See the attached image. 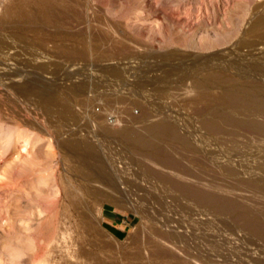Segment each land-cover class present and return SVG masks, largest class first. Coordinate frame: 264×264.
Returning a JSON list of instances; mask_svg holds the SVG:
<instances>
[{
    "label": "rangeland",
    "instance_id": "obj_1",
    "mask_svg": "<svg viewBox=\"0 0 264 264\" xmlns=\"http://www.w3.org/2000/svg\"><path fill=\"white\" fill-rule=\"evenodd\" d=\"M261 4L264 0H0V264H14L13 242L34 240L32 233L49 198L56 203L50 205L53 213L71 217L69 245L78 264H264V240L243 226L250 212V216L264 213V132L236 122H226L216 132L203 125L214 110L225 107L212 104L205 90L214 93L222 87L249 93L248 101L252 100L244 108L225 110L230 109L236 119L264 122V110L257 108L264 104V42L255 50L251 45L264 30ZM43 5L56 15L32 28L36 23L17 22L20 14ZM243 40L245 45L234 49ZM14 63L23 67L21 76ZM250 88L256 91L249 92ZM51 92L58 93L56 99L47 98ZM108 115L121 124L110 123ZM146 115L152 120L172 117L185 138L174 144L176 157L182 160L176 172L133 151L117 137L100 133L93 140L90 135L101 126L120 133L129 117L149 122ZM22 134L31 137L27 150L19 142ZM78 137L91 139L97 148L103 146L100 156L79 158L78 151L70 150ZM182 163L189 166H184L187 172ZM164 169L174 171L176 179L185 177L206 189L215 181L217 188L211 190L241 199L252 205L251 211L241 221L235 217L237 211L202 206L152 172ZM200 174L205 177L200 179ZM97 187L101 195L96 194ZM76 195L83 205L77 204ZM111 209L125 218L120 228L104 219L103 212L108 216ZM165 240L172 248L160 257L156 251Z\"/></svg>",
    "mask_w": 264,
    "mask_h": 264
},
{
    "label": "bare ground",
    "instance_id": "obj_2",
    "mask_svg": "<svg viewBox=\"0 0 264 264\" xmlns=\"http://www.w3.org/2000/svg\"><path fill=\"white\" fill-rule=\"evenodd\" d=\"M48 2V1H47ZM261 2H262V0H261ZM49 3V2H48ZM51 3V2H50ZM52 4V3H51ZM261 5H264V4H261ZM77 6V5H76ZM257 6V5H256ZM74 8V7H73ZM261 9L263 8V7H260ZM260 8H258V10H260ZM53 9V8H52ZM80 9V8H79ZM78 9V10H79ZM62 10V9H61ZM258 10H257V12H258ZM137 11V10H136ZM117 12V11H116ZM260 12V11H259ZM262 12V11H261ZM81 13V12H80ZM261 14V13H260ZM56 14L54 13V12H52V10L47 6V5H43V6H40L39 8H34V9H31L30 11H25L24 13H22V14H20L19 15V17H18V19H17V22L19 23V24H22L23 22H28V25H30L29 24V22H33V23H36V22H42L43 23V20L46 18V17H53V16H55ZM84 15V14H83ZM262 16H264V14L262 15ZM79 17H80V15H79ZM64 20V19H63ZM62 20V21H63ZM250 20V19H249ZM252 22V21H251ZM262 24H263V28H264V19L262 20ZM15 23V22H14ZM110 23V22H109ZM250 23V22H249ZM37 24V23H36ZM36 24H34V25H32L31 26V28L32 27H36V26H38V24L36 25ZM72 24V23H71ZM256 24H258V22L256 23ZM256 24H254V25H256ZM8 25V24H7ZM55 25H56V23H55ZM60 25V24H59ZM73 25V24H72ZM250 25V24H249ZM251 25H252V23H251ZM260 25V24H259ZM21 26H23V25H21ZM26 26V25H25ZM46 27V26H45ZM252 27V26H251ZM27 29V28H26ZM53 29V28H52ZM55 29V28H54ZM67 29V28H66ZM29 30V29H28ZM38 30V29H37ZM79 30V29H78ZM223 31V30H222ZM251 31V30H250ZM53 32V31H52ZM65 33V32H64ZM67 33V32H66ZM85 33V32H84ZM261 33V34H260ZM259 33V37H258V35H257V37L259 38V39H257V40H253L254 42L251 44L252 45V48H254V50H255V48H257L258 46H259V44L260 43H262V42H264V30L262 31V32H260ZM69 34V33H68ZM74 34V33H73ZM72 34V35H73ZM251 34V33H250ZM255 34V33H254ZM43 35V34H42ZM56 35V34H55ZM57 35H58V32H57ZM254 36V35H253ZM69 37H72V36H69ZM74 37V36H73ZM121 37V36H120ZM98 38V37H97ZM13 39V38H12ZM30 39V38H29ZM174 40V39H173ZM2 41H4V40H2ZM15 41V40H14ZM13 41V42H14ZM246 42H247V40H245ZM244 42V40L243 41H238V43H236V45H235V47H234V49H238L237 47H240L241 45H245V42ZM248 42H252V40L251 41H248ZM249 44V43H248ZM89 45V44H88ZM250 45V44H249ZM263 46V45H262ZM28 47V46H27ZM7 48H8V46H7ZM127 48V47H126ZM4 49V48H3ZM240 49V48H239ZM243 49V48H242ZM245 49V48H244ZM5 50H7V49H5ZM109 50V49H108ZM257 50V49H256ZM259 50V49H258ZM16 51V50H15ZM82 51V50H81ZM229 51V50H228ZM68 52H70V53H74L75 52V50H73V49H70V50H68ZM68 52H66V53H68ZM9 53V52H8ZM16 53V52H15ZM82 54H83V51H82ZM71 55V54H70ZM228 55V54H227ZM251 55V54H250ZM32 56V55H31ZM30 57V56H29ZM12 58V57H11ZM263 58V57H262ZM50 59V58H49ZM56 60V59H55ZM197 60V59H196ZM183 61V60H182ZM26 62V61H25ZM55 62V61H54ZM179 62V61H178ZM42 64V63H41ZM163 65V64H162ZM186 65V64H185ZM4 67V66H3ZM8 67V66H7ZM13 67H14V71L18 74V75H20L21 76V74H22V66H20L19 64H17V63H14L13 64ZM145 67V66H144ZM60 68V67H59ZM115 68V67H114ZM225 68V67H224ZM1 69V68H0ZM2 70H4V69H2ZM8 70V69H7ZM31 70H33V69H31ZM163 70H165V69H163ZM228 70V69H227ZM134 71V70H133ZM4 72V71H3ZM214 72V71H213ZM212 72V73H213ZM216 72H218V71H216ZM216 72H214V74L216 73ZM246 72V71H245ZM25 73V72H24ZM151 73V72H150ZM198 73V72H197ZM211 73V74H212ZM101 74V73H100ZM209 74V73H208ZM211 74H209V75H211ZM218 74V73H217ZM220 74H223V73H219V75ZM225 74V73H224ZM1 75V74H0ZM37 75V74H36ZM103 75V74H102ZM193 75V74H192ZM207 75V74H206ZM209 75H208V77H209ZM213 75V74H212ZM211 75V76H212ZM1 76H3V74L1 75ZM0 76V77H1ZM8 77H9V75H7ZM6 76V77H7ZM11 76V75H10ZM184 76V75H183ZM187 76V75H186ZM224 76V75H223ZM229 77H230V75H228ZM7 77V78H8ZM56 77V76H55ZM125 77V76H124ZM188 77V76H187ZM214 78H219V79H222L221 77H218V76H213ZM226 77V76H225ZM228 77V78H229ZM5 78V77H4ZM17 78V77H16ZM64 78V77H63ZM210 78V77H209ZM227 78V77H226ZM12 79V78H11ZM133 79V78H132ZM188 79V78H187ZM190 79V78H189ZM2 80V79H1ZM4 80H6V79H4ZM16 80H18V79H16ZM20 80V79H19ZM193 80V79H192ZM208 80L209 79H207L206 81L208 82ZM215 80V79H214ZM231 80V79H230ZM10 81V80H9ZM8 81V82H9ZM14 82H15V80H13ZM111 81V80H110ZM176 81V80H175ZM188 81V80H187ZM190 81H191V79H190ZM210 81V80H209ZM217 81V80H216ZM219 81V80H218ZM222 81H223V79H222ZM224 81H226V80H224ZM251 81V80H250ZM31 82V81H30ZM118 82V81H117ZM120 82V81H119ZM139 82V81H138ZM193 83H194V81H192ZM180 83V82H179ZM191 82H189V84H190ZM196 83H198V82H196ZM201 83V82H200ZM211 83H214V82H211ZM225 83V82H224ZM226 83H229L228 81H226ZM20 84V83H19ZM24 84V83H23ZM118 84V83H117ZM181 84H182V82H181ZM181 84H179L180 86H181ZM186 84H187V82H186ZM209 84V83H208ZM216 84V83H215ZM4 85V84H3ZM21 85V84H20ZM83 85V84H82ZM130 85V84H129ZM145 85H147V84H145ZM191 85V84H190ZM194 85V84H193ZM204 85V84H203ZM211 85H213V84H211ZM217 86H218V84H216ZM261 85V84H260ZM0 86H1V83H0ZM8 86V85H7ZM116 86V85H115ZM120 86V85H119ZM132 86V85H131ZM208 86V85H207ZM14 87V86H13ZM16 87V86H15ZM14 87V88H15ZM20 87V86H19ZM22 87V86H21ZM24 87V86H23ZM36 87V86H35ZM133 87V86H132ZM136 87V86H135ZM175 88H176V86H174ZM178 87V86H177ZM183 87H185V86H183ZM194 87V86H193ZM200 87V86H199ZM204 87V86H203ZM210 87V86H209ZM262 87V86H261ZM42 88V87H41ZM46 88V87H45ZM115 88V87H114ZM117 88V87H116ZM115 88V89H116ZM181 88V87H180ZM179 88V89H180ZM194 88H196V87H194ZM206 88V87H205ZM204 88V89H205ZM212 88H213V86H212ZM216 88V87H215ZM236 88H237V86H236ZM258 88V87H257ZM16 89V88H15ZM77 89V88H76ZM119 89H121V88H119ZM119 89H118V91H119ZM128 89V88H127ZM126 89V90H127ZM131 89H133V88H131ZM130 89V90H131ZM186 89V88H185ZM184 89V90H185ZM192 89V88H191ZM197 89H199V88H197ZM210 89H211V87H210ZM243 89V88H242ZM122 90V89H121ZM121 90L119 91V92H121ZM124 91H125V89H123ZM174 91H175V89H173ZM183 90V89H182ZM189 90V89H188ZM193 90V89H192ZM201 90V89H200ZM212 90V89H211ZM186 91V90H185ZM203 93H205L206 91V93H205V96L206 95H208L209 97H210V99H208V100H211L210 102L213 104V103H219V105L220 106H225L226 108H227V106H230V108L232 109V110H235V109H238L237 107H239V106H243V108H244V104H246L247 102H249L248 101V97L247 96H249V93H241V92H239V91H236V90H232V88L231 89H225V88H223L222 87V90L220 89V91L219 90H217V92H214L213 90V92L214 93H209L208 91L209 90H205V92L203 91V90H201ZM219 91V92H218ZM256 90L254 89V88H250L249 89V92H255ZM34 92V91H33ZM115 92V91H114ZM126 92V91H125ZM130 92V91H129ZM132 92H134V91H132ZM131 92V93H132ZM177 92V91H176ZM180 92V91H179ZM179 92H177V93H179ZM182 92V91H181ZM186 93V92H185ZM184 93V94H185ZM194 93H195V90H194ZM197 93H198V91H197ZM199 93H200V91H199ZM199 93H198V96H199ZM12 94V93H11ZM18 94V93H17ZM28 94V93H27ZM56 94H58V93H56ZM56 94L55 93H53V92H51L49 95H48V99H52V98H55L56 99ZM121 94V93H120ZM123 94V93H122ZM128 94V93H127ZM166 94V93H165ZM181 94V93H180ZM257 94V93H256ZM29 95H30V92H29ZM124 95H126V94H124ZM183 95V94H182ZM181 95V96H182ZM192 95V94H191ZM202 95V94H201ZM253 95V94H252ZM255 95V94H254ZM169 96V95H168ZM193 96V95H192ZM194 96H195V94H194ZM193 96V97H194ZM197 96V95H196ZM30 97V96H29ZM37 97V96H36ZM39 97V96H38ZM44 97V96H43ZM42 97V98H43ZM186 97H187V95H186ZM189 97H190V95H189ZM192 97V98H193ZM202 97V96H201ZM207 97V96H206ZM205 97V98H206ZM256 97V96H255ZM15 98V97H14ZM32 98V97H31ZM188 98V97H187ZM191 98V99H192ZM198 98V97H197ZM199 98H200V96H199ZM198 98V99H199ZM259 98V97H258ZM44 99V98H43ZM190 99V100H191ZM34 100H36V99H34ZM63 100H64V98H63ZM117 100V99H116ZM132 100V99H131ZM194 100V99H193ZM206 101H207V99H205ZM251 100V99H250ZM260 100V99H259ZM19 101V100H18ZM28 101V100H27ZM31 101V100H30ZM38 101V100H37ZM40 101V100H39ZM43 101V100H42ZM122 101H124V100H122ZM129 101V99L127 100V102ZM180 101V100H179ZM252 101V100H251ZM250 101V102H251ZM262 100H260V102H261ZM2 102V101H1ZM121 102V101H120ZM136 102V101H135ZM194 102V101H193ZM197 102V101H196ZM207 102H209V101H207ZM210 102H209V104H210ZM249 102V104H251ZM264 102V101H263ZM8 103V102H7ZM44 103V102H43ZM52 103V102H51ZM63 103V102H62ZM122 103H124V102H122ZM126 103V102H125ZM253 103V102H252ZM255 103V102H254ZM67 104H68V102H67ZM188 104V103H187ZM191 104V103H190ZM249 104H247L248 106H249ZM257 104V103H256ZM52 105V104H51ZM66 105V104H65ZM118 105V104H117ZM119 105H120V103H119ZM132 103H131V107H132ZM218 105V104H217ZM246 105V106H247ZM255 105V104H254ZM41 106V105H40ZM124 106V105H123ZM129 106V105H128ZM127 106V107H128ZM248 106H247V108H248ZM253 106V105H252ZM251 105L249 106V107H252ZM35 107V106H34ZM44 107V106H43ZM64 107V106H63ZM70 107V106H69ZM68 107V108H69ZM120 107H122L121 105H120ZM225 107H224V109H222L223 111H220V109H218V110H214V112L209 116V117H207L205 120H204V118H203V125H204V127L206 126V128H208L207 129V131L209 130V131H218V130H222V128L224 127V123H226V122H236L237 124L236 125H238V124H240V125H242V126H244V127H246V128H249V129H253V130H258V131H261V132H264V122L263 121H259V119L258 120H248V119H244V120H240V119H236L235 118V115H233V113L232 112H230L231 110L229 109V110H225ZM254 107H256V105L254 106ZM26 108V107H25ZM53 108V107H52ZM125 108V107H124ZM133 108V107H132ZM199 108V107H198ZM246 108V107H245ZM257 108L259 109V110H264V104H260V105H258L257 106ZM36 109V108H35ZM45 109V108H44ZM47 109V108H46ZM55 109V108H54ZM114 109V107L112 108V110ZM118 109V108H117ZM117 109H115V110H117ZM130 109V108H129ZM217 109V108H216ZM62 110V109H61ZM121 109H119V111H120ZM57 111V110H56ZM107 111V110H106ZM118 111V113H120ZM123 111V110H122ZM201 111V110H200ZM256 111V110H255ZM26 112V111H25ZM28 112H30V111H28ZM91 112V111H90ZM109 112V111H108ZM111 112V111H110ZM124 112V111H123ZM127 112V111H126ZM126 112L125 113H123V115L124 114H126ZM128 112H130V110L128 111ZM127 112V113H128ZM248 112V111H247ZM258 112V111H257ZM27 113V112H26ZM45 113V112H44ZM58 113V112H57ZM66 113V112H65ZM75 113V112H74ZM83 113V112H82ZM117 113V112H116ZM152 113V112H151ZM147 114V113H146ZM155 114V113H154ZM21 115V114H20ZM31 115V113L29 114V116ZM66 115H67V113H66ZM119 115V114H118ZM121 115V114H120ZM86 116V115H85ZM88 116V115H87ZM91 115H89V117H90ZM126 116V115H125ZM146 116H148V115H146ZM155 116H156V114H155ZM165 116V115H164ZM170 116H172V115H170ZM169 116V117H170ZM264 116V115H263ZM15 117V116H14ZM129 117V116H128ZM149 117V116H148ZM148 117H146V119H148ZM161 117H162V115H161ZM33 118V117H32ZM138 118V117H137ZM252 118V117H251ZM7 119V118H6ZM30 119V118H29ZM91 119V118H90ZM125 119V118H124ZM143 119H145V117L143 118ZM149 119H150V117H149ZM148 119V120H149ZM173 118L171 117L170 118V120L168 119V117L167 118H165V117H162V118H157V119H150V121L149 122H147V121H143L142 119L140 120V119H134V118H132V117H129L123 124H124V126H123V128H121L122 130H121V132L119 133V132H114V131H112V130H114V129H112V128H109V127H102L101 126V128H99L98 130H99V132H95V133H93V134H90V131H89V134L91 135V137H92V139L94 140V137H95V140L96 139H99L100 137H98L99 136V134L100 133H105V134H108V135H112L113 137H117L118 138V140H120L121 139V141L123 140L127 145H128V148H132L133 149V151L135 150L136 152L138 151L141 155H143V156H146V157H149V158H151L152 160H154V161H156V162H158V163H160V164H162V166H164V168L165 167H168V168H174V171H175V169H176V167H178V166H181V163L180 162H182V160H179L176 156V148L174 147L176 144V140L178 139V141L179 140H181L182 142H184V139L185 138H183L181 135H179L178 134V130H177V126L178 125H176V123H174V122H172L171 120H172ZM14 120V119H13ZM12 120V121H13ZM89 120V119H88ZM175 120V119H174ZM264 120V119H263ZM9 121L10 122H12L10 119H9ZM19 121V120H18ZM32 121V120H31ZM30 121V122H31ZM176 121V120H175ZM16 122V121H15ZM141 122V123H140ZM177 122V121H176ZM39 123L40 124H42L40 121H39ZM39 123H37V124H39ZM179 124V123H178ZM230 124V123H229ZM233 124V123H232ZM226 125V124H225ZM240 125H239V127H240ZM230 126V125H229ZM43 127H44V125H43ZM230 127H232V126H230ZM230 127H228L229 129H231ZM62 128V127H61ZM65 128H67L66 126H65ZM178 128H180V127H178ZM202 128V127H201ZM226 128V127H225ZM242 128V127H241ZM241 128H239V129H241ZM88 129V128H87ZM93 129H94V127H93ZM110 129H111V131H110ZM236 129V128H235ZM245 129V128H244ZM42 130V129H41ZM44 130L46 131V128H44ZM48 130V129H47ZM90 130V129H89ZM181 130V129H180ZM243 130V129H242ZM242 130H240V131H242ZM44 131V132H45ZM81 131V130H80ZM212 131V132H213ZM226 131V130H225ZM225 131H223V132H225ZM239 131V130H238ZM180 132V131H179ZM184 132V131H183ZM234 132H236L235 130H234ZM234 132H232V134L234 133ZM245 132H248V131H245ZM48 133V132H47ZM250 133V132H249ZM88 134V135H89ZM180 134H182V132L180 133ZM186 134V133H185ZM184 134V135H185ZM189 134V133H188ZM219 134V133H218ZM226 134V133H225ZM239 134V133H238ZM87 135V134H86ZM101 135V134H100ZM183 135V136H184ZM229 135V134H228ZM257 135V134H256ZM255 135V136H256ZM102 136V135H101ZM218 136V135H217ZM220 136V135H219ZM239 136V135H238ZM242 136V135H241ZM247 136V135H246ZM250 136H252V134L250 135ZM260 136V135H259ZM21 139L19 140V142H20V144H21V148L23 149V150H27V148L29 147L28 145L31 143V137L28 135V134H22V135H20L19 136ZM84 137V136H83ZM187 137V136H186ZM237 137V136H236ZM262 137H264V134H263V136ZM87 138V137H86ZM117 138H115L116 139V141H118L117 140ZM189 139H190V137H188ZM187 138V139H188ZM235 138V137H234ZM226 139V138H225ZM237 139V138H236ZM249 139V138H248ZM71 140H72V138H71ZM74 140V139H73ZM191 140V139H190ZM190 140H188V141H190ZM77 142H76V145L74 144V146L71 148L70 146V150H73L74 149V151H78V153H77V155H78V157L79 158H81V159H93L96 155H98V152H100V149L103 147V146H100L101 148H97V146H95V144L92 142V140L91 139H89L88 140V138L87 139H79V137H78V139L76 140ZM230 141H232L231 139H230ZM262 141V140H261ZM107 142V141H106ZM109 142V141H108ZM187 142V141H186ZM191 143H192V141H190ZM74 143V142H73ZM110 143V142H109ZM261 143V142H260ZM63 144V143H62ZM104 144H106L105 143V140H104ZM175 144V145H174ZM68 145H69V143H68ZM120 145H122V144H120ZM126 145V146H127ZM186 145H188V144H186ZM194 145H196V144H194ZM193 145V146H194ZM72 146V145H71ZM107 146V145H106ZM189 146V145H188ZM190 146H191V144H190ZM198 146V145H197ZM108 147H110V146H108ZM107 147V148H108ZM125 147V146H124ZM185 147V146H184ZM106 148V147H105ZM122 148V147H121ZM126 148V147H125ZM188 148V147H187ZM191 148H192V146H191ZM119 150V149H118ZM117 150V151H118ZM124 150V149H123ZM105 151V150H104ZM103 151V153H105ZM122 151V150H121ZM126 151V150H125ZM102 153V154H103ZM108 153V152H107ZM115 153H117V152H115ZM101 154V155H102ZM111 154V153H110ZM109 154V155H110ZM125 154H126V152H125ZM131 154H132V151H131ZM116 154H114L113 156H115ZM119 155V154H118ZM127 156H128V154H126ZM98 156H100V155H98ZM102 156H105V155H102ZM107 156V155H106ZM111 156V155H110ZM123 156H124V154H123ZM126 156V157H127ZM125 157V158H126ZM109 158H111V157H109ZM113 158V157H112ZM115 158H116V156H115ZM121 158V157H120ZM124 158V157H123ZM133 158H134V156H133ZM139 158H140V156H139ZM142 158H144V157H142ZM141 158V159H142ZM148 159V158H147ZM96 160V159H95ZM119 160V159H118ZM117 160V161H118ZM121 160V159H120ZM125 160H129V161H131L130 159H125ZM140 160V159H139ZM90 161V160H89ZM111 161V160H110ZM113 161H115V159H113ZM134 161H136L135 159H134ZM143 161V160H142ZM95 162V161H94ZM125 162V161H124ZM150 162V161H149ZM97 163H100V161L99 162H97ZM131 163V162H130ZM135 164V163H134ZM152 164V163H151ZM182 164H184V163H182ZM125 165V164H124ZM130 165V164H129ZM133 165V164H132ZM127 166V165H126ZM150 166V165H149ZM185 166V164L182 166V168ZM187 166V165H186ZM185 166V167H186ZM150 167H152V166H150ZM183 168V172L184 171H186L187 172V169L188 168ZM187 167H189V166H187ZM153 168V167H152ZM181 168V167H180ZM182 168H181V170H182ZM190 168H192L191 166H190ZM224 168V167H223ZM223 168H222V170H223ZM194 169V168H193ZM225 169V168H224ZM169 170V169H168ZM167 170V172H166V170L164 169L163 171L161 170V171H158V170H154V171H152L153 172V174L155 173L159 178H160V180H161V182L162 181H164L165 183H168L169 184V187L171 186V188L173 187V189H178L179 191H181L183 194H186V195H189V196H191V197H193V198H195L200 204L202 203V204H204V205H206L207 207H209L210 209L212 208V209H214L215 211H227V212H232V211H237V213H236V215H235V217L237 218V219H241L242 218V220L241 221H244L245 219H246V217H247V215H248V213L251 211V208H250V206H252V205H250V206H247V204H245L244 202H242L241 201V199H239V200H237L236 198L234 199V196L231 198L230 196H227L226 194H224V193H220L219 191L217 192V191H214V190H211L212 188H214L215 186H216V184H215V181H214V183H213V185L212 186H214V187H212V186H210V187H212L211 189H206V188H204V187H206V186H204L203 188H202V186H200L199 187V184H194V182H187L189 179H188V177H187V181H185L186 180V178L184 177L183 179L184 180H182V179H176V173H174V171H168ZM228 170H229V168H228ZM119 171V170H118ZM148 171V170H147ZM190 173H191V171H193V173H195V171L194 170H191L190 171V169L188 170ZM117 172V171H116ZM115 172V173H116ZM149 172V176L152 174V173H150V171H148ZM176 172V171H175ZM182 172V173H183ZM188 172V173H189ZM197 172V171H196ZM138 173V172H137ZM128 174H130V173H128ZM134 174V173H133ZM185 174V173H184ZM187 174V173H186ZM186 174H185V176H186ZM192 174V173H191ZM199 174V173H198ZM95 175V174H94ZM94 175H92V176H94ZM138 176H139V173L137 174ZM193 176H194V174H192ZM192 175L191 176H189V177H192ZM197 175V173L195 174V176ZM201 175V174H200ZM129 176V175H128ZM155 176V175H154ZM153 176V177H154ZM180 176V175H179ZM202 176V175H201ZM140 177H141V175H140ZM153 177H151V178H153ZM156 177V176H155ZM181 177V176H180ZM205 176L203 175L202 177H199L200 179H202V178H204ZM93 178V177H92ZM131 178V177H130ZM137 178V177H136ZM148 178H150V177H148ZM147 178V179H148ZM193 179H194V177H192ZM199 178H198V180H199ZM206 178H209V177H207L206 176ZM205 178V179H206ZM215 178V177H214ZM94 179H95V177H94ZM94 179H92L93 180V182H94ZM119 179H121L120 178V176H119ZM156 179V178H155ZM193 179H191L190 181H193ZM204 179V180H205ZM210 180H211V178H209ZM219 179V178H218ZM91 180V181H92ZM104 180V179H103ZM136 180H138V179H136ZM149 180H152V179H148V181ZM157 180V179H156ZM159 180V179H158ZM197 180V179H196ZM213 180V179H212ZM221 180V179H220ZM219 180V181H220ZM99 181V180H98ZM112 181V180H111ZM110 181V182H111ZM147 181V182H148ZM200 181V180H199ZM207 181V180H206ZM152 182V181H151ZM154 182V181H153ZM160 182V183H161ZM201 182H202V180H201ZM95 184H97V181H95L94 182ZM101 182H99V184H100ZM156 183H159V181L158 182H156ZM163 183V182H162ZM216 183H218V181H216ZM102 184V183H101ZM202 184V183H201ZM200 184V185H201ZM205 183H203V185H204ZM206 184H209V182H207ZM210 184H212V182L210 183ZM215 184V185H214ZM220 184V183H219ZM246 184V183H245ZM157 185V184H156ZM159 185V184H158ZM221 185V184H220ZM247 185V184H246ZM251 185V184H250ZM101 186V185H100ZM160 186V185H159ZM162 186V185H161ZM160 186V187H161ZM208 186V187H209ZM227 186V185H226ZM99 187V186H98ZM98 187H97V189L95 190V192H96V194H98V195H101V190L100 189H98ZM148 187H151L150 185L148 186ZM207 187V188H208ZM209 187V188H210ZM218 187H219V185H218ZM220 187H222V186H220ZM224 187V186H223ZM243 187H244V184H243ZM246 187V186H245ZM252 187H254L253 185H252ZM260 187H262V186H260ZM138 188V187H137ZM142 188V187H141ZM147 188V187H146ZM217 188V187H216ZM216 188H214L215 190H216ZM231 188V187H230ZM239 188V187H238ZM144 189V188H143ZM142 189V190H143ZM170 189V188H169ZM169 189H167V190H169ZM172 189V190H173ZM220 190H221V188H219ZM243 189V188H242ZM258 189V188H257ZM256 189V190H257ZM146 190V189H145ZM162 190V189H161ZM166 190V189H165ZM226 190V189H225ZM228 190V189H227ZM230 190V189H229ZM136 192H138L137 190H135ZM141 191V190H140ZM156 191V190H155ZM169 191H171V190H169ZM168 191V192H169ZM174 191V190H173ZM222 191V190H221ZM224 191V190H223ZM248 191V190H247ZM255 191V190H254ZM253 191V192H254ZM144 192V191H143ZM142 192V193H143ZM163 192V191H162ZM181 192H179V193H181ZM244 192H245V190H244ZM256 192V191H255ZM141 193V192H140ZM149 193V192H148ZM171 193V192H170ZM173 193H175V192H173ZM177 193V192H176ZM259 193H261V192H259ZM145 194V193H144ZM234 194V193H233ZM152 195H154V194H152ZM162 195V194H161ZM166 195H168V194H166ZM171 195H174V194H172L171 193ZM176 195V194H175ZM174 195V196H175ZM47 196V195H46ZM77 196V198L75 199L76 201H77V204L79 205V206H81V205H83V200L80 198V197H78V195H76ZM147 196V195H146ZM174 196H172V197H174ZM232 196V195H231ZM51 198H52V196H50ZM149 197V196H148ZM171 197V198H172ZM240 197V196H239ZM238 197V198H239ZM47 198V197H46ZM45 198V199H46ZM49 198V197H48ZM145 198V197H144ZM154 198V197H153ZM174 198H176V197H174ZM243 198V197H242ZM250 198V197H249ZM261 198V197H260ZM54 199V198H53ZM152 199V198H151ZM161 199V198H160ZM170 199V198H169ZM244 199V198H243ZM264 199V198H263ZM39 200V199H38ZM147 200V199H146ZM248 200V199H247ZM53 200L52 199H50L49 198V200L47 199L45 202H44V204H43V206H42V209H41V215L43 214V218L42 219H40V221L36 224L37 225V231L35 232V233H32V235H33V237H34V240L32 241V242H30V243H24V242H16V244H15V242H13L14 244L11 246V256H12V262H14V264H78L77 262V258H76V256H75V252H73V249L71 250V246L69 245V239L71 238V232H70V230H69V224L71 223V217H70V215H68L67 213H65V212H63L62 214H60V213H58V212H55V213H53V211H52V207H50V205L52 204V205H55L56 203H54V202H52ZM152 201V200H151ZM244 201V200H243ZM167 202V201H166ZM173 202V201H172ZM254 202H255V200H254ZM257 203V202H256ZM153 204V203H152ZM201 204V205H202ZM257 204H259V202L257 203ZM85 205H87L86 204V202H85ZM172 205V204H171ZM139 206V205H138ZM143 206H144V204H143ZM142 206V207H143ZM185 206V205H184ZM203 206V205H202ZM255 206V205H254ZM253 206V207H254ZM261 206V205H260ZM1 207V206H0ZM85 207H87V206H85ZM84 207V209H86ZM140 207H141V205H140ZM161 207V206H160ZM169 207V206H168ZM180 207V206H179ZM206 207V208H207ZM259 207V206H258ZM167 208V207H166ZM183 208V207H182ZM184 208H186V207H184ZM1 209V208H0ZM89 209V208H88ZM145 209V208H144ZM143 209V210H144ZM148 209H150V208H148L147 207V212H148ZM153 209V208H152ZM181 209V208H180ZM190 210V209H189ZM86 211V210H85ZM90 212V211H89ZM162 212H164V211H162ZM178 212V211H177ZM262 212V211H261ZM88 213V212H87ZM192 213V212H191ZM251 213V212H250ZM250 213H249V217L245 220V222H244V224H243V226H244V228H246V229H249L250 231H252L253 233H255L256 235H258L259 237H261L263 240H264V213H256V214H254V216H253V214H251L252 216H250ZM90 214V213H89ZM92 214V213H91ZM166 214V213H165ZM176 214V213H175ZM159 216H161V215H159ZM235 218V219H236ZM163 219V218H162ZM191 219V218H190ZM153 220V219H152ZM159 220V219H158ZM154 221V220H153ZM177 221V220H176ZM166 222V221H165ZM208 223V222H207ZM176 224V223H175ZM209 225V224H208ZM211 225V224H210ZM89 226V225H88ZM212 227V226H211ZM209 228V227H208ZM30 229V228H29ZM28 229V230H29ZM188 229V228H187ZM211 229V228H210ZM173 230H174V228H173ZM226 230V229H225ZM31 233V232H30ZM29 233V234H30ZM36 234H37V236H36ZM155 234V233H154ZM163 234V233H162ZM224 234V233H223ZM167 235V234H166ZM162 236V235H161ZM164 236V235H163ZM217 236V235H216ZM153 238V237H152ZM152 238H151V240H152ZM161 238H163L164 239V237H161ZM168 238V237H167ZM200 238V237H199ZM154 239V238H153ZM157 239H159V238H157ZM170 239V238H169ZM171 239H173L172 237H171ZM176 239V238H175ZM161 240V239H160ZM167 240V239H166ZM161 241V243L160 244H162V247H160L159 246V248H157V251H156V253H157V255L158 256H160V257H164V255H167V253L169 252V250H170V248H172V246L171 247H167V245L165 244V243H167V241ZM184 240V239H183ZM154 241V240H153ZM158 241V240H157ZM177 241V240H176ZM175 241V242H176ZM160 242V241H159ZM170 242H172L171 240H170ZM10 243H12V242H10ZM10 243H9V245H10ZM149 243V242H148ZM169 243V242H168ZM170 244V243H169ZM168 244V245H169ZM220 244V243H219ZM179 250V249H178ZM203 251V250H202ZM171 253V252H170ZM170 253L168 254V255H170ZM154 255H156L155 253H153ZM180 254V253H179ZM205 254V253H204ZM173 255V254H172ZM85 256V255H84ZM175 256V255H174ZM209 256V255H208ZM198 259V258H197ZM196 260V259H195ZM199 264V263H198ZM203 264V263H202Z\"/></svg>",
    "mask_w": 264,
    "mask_h": 264
},
{
    "label": "crops",
    "instance_id": "obj_3",
    "mask_svg": "<svg viewBox=\"0 0 264 264\" xmlns=\"http://www.w3.org/2000/svg\"><path fill=\"white\" fill-rule=\"evenodd\" d=\"M109 215L105 216V211L104 213V219L105 221L110 224V225H114L117 228H120L122 226V224L125 222V218L119 216L114 210H109Z\"/></svg>",
    "mask_w": 264,
    "mask_h": 264
},
{
    "label": "built area",
    "instance_id": "obj_4",
    "mask_svg": "<svg viewBox=\"0 0 264 264\" xmlns=\"http://www.w3.org/2000/svg\"><path fill=\"white\" fill-rule=\"evenodd\" d=\"M98 110H99V108H98ZM136 112L138 113V110H136ZM108 121L110 123H112L113 125H119V124H121V122L119 121V119L116 116H114V115H108Z\"/></svg>",
    "mask_w": 264,
    "mask_h": 264
}]
</instances>
